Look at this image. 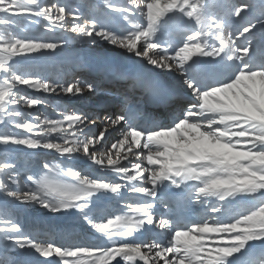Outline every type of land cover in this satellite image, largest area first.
<instances>
[{
  "label": "snow or ice",
  "instance_id": "snow-or-ice-1",
  "mask_svg": "<svg viewBox=\"0 0 264 264\" xmlns=\"http://www.w3.org/2000/svg\"><path fill=\"white\" fill-rule=\"evenodd\" d=\"M105 5L114 23L62 0H0V148L58 154L35 168L0 156V248L43 258L33 264H264V57L236 43L264 29V0L251 18L249 0H225L223 15L204 0ZM229 16L246 22L233 32ZM173 19L184 25L176 43L161 38ZM69 39L105 41L173 75L176 106L163 121L127 104L113 113L67 104L39 112L48 101L28 90L96 91L80 75L34 70ZM169 185L198 208L193 216L173 214L169 202L167 214L157 212ZM32 204L73 216L98 242L61 243L58 228L22 222L18 206Z\"/></svg>",
  "mask_w": 264,
  "mask_h": 264
},
{
  "label": "rangeland",
  "instance_id": "rangeland-1",
  "mask_svg": "<svg viewBox=\"0 0 264 264\" xmlns=\"http://www.w3.org/2000/svg\"><path fill=\"white\" fill-rule=\"evenodd\" d=\"M233 1V0H231ZM235 2L233 3H240L242 0H234ZM239 1V2H237ZM259 0H249L251 4L254 5L252 13L250 15H257L258 14V2ZM62 2L69 4L71 7L75 9H79L80 12L83 14V16H96L98 18L102 17H109V19H106L104 22L105 23H114L110 19L109 15V10L106 8L105 5V0H62ZM114 3L118 4H123L124 1L118 2V0H112ZM208 11L211 10L212 5L206 6ZM233 17L230 16L228 21L232 20ZM238 18H235L237 20ZM246 22V21H245ZM245 22H236L235 23H228L230 26V29L234 31L239 27L241 24H244ZM22 26L25 27H32L30 24H25V22L21 21ZM234 24V25H233ZM255 30V29H254ZM252 31L251 35H248L247 38L245 39V45L250 44L251 46V41L256 40L257 38L260 37L261 33L263 31L260 29L259 26H257L255 31ZM236 31V30H235ZM234 31V32H235ZM240 40L243 41V38L237 39V41ZM102 40H97L95 43L91 41H81V40H72L69 39V43L67 46L59 49L56 53L50 54L47 56L39 57L35 63L37 65L36 69L37 71L42 72L45 75L54 77V78H65V79H71L73 75H80L82 78L94 81L95 84L97 85L96 91L95 92H85L82 96L80 97H72V96H66L63 93L60 95L56 94H49V93H43V92H36L32 90H28V94L31 96L35 97H40L48 101L47 105H41L38 106V111L42 113H51L53 106L56 104H67L71 105L74 108H79L83 111H92L94 113H105L107 110L105 109L104 103L107 102L109 98H112V94H110L109 87H112V83H106V82H101V76L102 78L106 77L108 78L109 74L112 73H122L125 76H130L131 74L133 75L134 73H140V70H138L136 67L130 65L126 60H124L122 63L117 64L116 60L114 58V48L107 47V48H101V42ZM236 41V42H237ZM264 41V40H263ZM108 44L107 42H105ZM237 45H242V44H237ZM100 49V50H108L109 53L111 54L110 56H106L104 58H107L106 60H113L116 63L117 68L119 69L118 72L117 70H114L111 72L109 69H112L109 65L106 63H101L98 66H93V67H88V64H84V62L80 59H78L76 56H79L78 52L79 50L84 51L87 49ZM263 55V54H262ZM261 55V56H262ZM60 58H69L66 60H70V62H64L61 61ZM90 69V71L88 70ZM83 69V70H82ZM90 72V73H89ZM132 72V73H131ZM130 73V74H129ZM86 75V76H85ZM90 75V76H87ZM171 81H173V84H177L178 81L175 80L174 76L166 75ZM21 89H25L26 86H20ZM125 90V89H122ZM87 95V99H83L81 97H84ZM142 99H138L137 105L143 108V103L141 101ZM111 103V100L109 101ZM125 102H123L124 104ZM112 106H115L116 104H110ZM29 111H32V109H29ZM119 107L114 108V112H118ZM112 112V111H111ZM170 112V111H168ZM167 112V113H168ZM172 112V111H171ZM113 113V112H112ZM143 114V111L141 115ZM169 114L165 115L167 117ZM163 116L164 114L159 113L158 115L154 116V119L163 121ZM123 127V125L117 126L116 128L111 129V138H119L120 135V128ZM110 146V145H109ZM3 155H8L9 157H12L16 159L17 163L21 167H38L40 165V162L48 159L50 157H56L58 154L52 151H48L46 149H40V150H29V149H24L23 147H17V146H8L7 148H0V156ZM57 162H60V160H57ZM87 174V173H85ZM40 209V210H39ZM18 211L20 215V219L22 222L26 224H31L33 221L37 222L38 224H43L44 226H48V222L51 223V225L59 229L57 233H55V239H61L60 237L64 236L67 232L72 230V235L69 237V240H77V236L73 235V231L75 230H81L79 225L75 226L77 228H71L72 224L75 222L78 224L80 223L76 218L70 215H65V214H55V213H49L47 210L39 207V205H19L18 206ZM30 212H34L36 215H39L40 218H34L29 215ZM62 216V218L66 219L67 221H70L73 219V221L69 222L68 224L64 223L65 221L62 220L60 222L61 225L55 224V222H51L52 217L55 218V216ZM50 216V217H49ZM71 218V219H70ZM81 224V223H80ZM84 233L86 236H90V238H93L94 235H92V232L89 231L86 227ZM88 232V233H87ZM91 234V235H89ZM79 240V239H78ZM64 242V241H63ZM0 260L3 261H12V260H17L20 262V264H33L34 261L37 260H43V258L38 257L37 255H34L31 252H27L24 250H21L19 248L13 247V246H8L7 249L0 248Z\"/></svg>",
  "mask_w": 264,
  "mask_h": 264
},
{
  "label": "bare ground",
  "instance_id": "bare-ground-1",
  "mask_svg": "<svg viewBox=\"0 0 264 264\" xmlns=\"http://www.w3.org/2000/svg\"><path fill=\"white\" fill-rule=\"evenodd\" d=\"M122 1H125V0H122ZM213 0H211L212 2ZM118 2H120V0H118ZM204 2H210L208 0H204ZM225 3V0H218V2L216 3V7L215 8H220L222 10L225 11V9L222 7V5ZM214 11V10H213ZM217 13V11H216ZM217 15V14H216ZM249 17V16H248ZM247 17V18H248ZM245 20H242V19H237L233 22H230V23H235L236 22H245ZM234 25V24H233ZM242 25V24H241ZM183 23L179 20V19H173V20H170L168 21V23L165 25V33L164 35L161 37L163 40L165 41H171L173 43H176L178 42L179 40V32L177 34L176 32V29H179V31L181 32L182 29H183ZM263 40V39H262ZM259 41H261V38L255 40L253 42V47L254 49L251 50L250 52V55H253V57L255 59H258L260 57H264V50H259L260 48H257L256 47V44L259 43ZM240 43V42H239ZM241 43H244V40L241 41ZM101 44V48H107V47H111V48H114V58L116 60V63L117 64H120L122 63L124 60H126L130 65L136 67L138 70H140V73H134L133 75L131 74L132 77H135V75L139 76L141 79L144 80L146 86L148 89H151V87H153L156 83L160 82V77L161 75H164L166 76L167 74L165 73H162L160 72V70H152L150 68V66H147L146 63L144 61H142L141 59L137 58V57H133L131 56L130 54H126L124 53L121 49L119 48H116V47H113L111 44H106L105 41H101L100 42ZM264 45V43H262ZM256 47V48H255ZM264 49V48H263ZM259 50V51H258ZM76 53H79L80 55L79 56H76L78 59L82 60L84 62V64H88L89 66L88 67H93L94 65L95 66H98L99 64L101 63H106L107 65H109L112 69H109L111 72H113L114 70H117L116 72L119 71V69L117 68L116 66V63L113 61V60H106L107 58H104L106 56H110L111 54L109 53V51L106 49V50H100V49H97V50H94L93 48L92 49H87V50H84V51H81L79 50L78 52ZM262 55V56H261ZM66 59H69V58H60L61 61H64V62H70V60H66ZM83 70V69H82ZM132 73V72H131ZM130 74V73H129ZM170 75V74H168ZM86 76V75H85ZM87 76H90V75H87ZM170 76H173V75H170ZM153 80V83L151 84L150 82ZM176 85V83H175ZM134 86L135 85H131V87H133L130 91L132 92H135L136 90L134 89ZM147 91V90H146ZM83 99H87V95H85L84 97H81ZM123 98L126 99L128 98V92H125L123 93ZM134 103L131 101L130 105H133ZM121 107H119L120 109ZM133 109H138V111L140 112L139 108H137V106H134L132 107ZM169 111H172L171 109H169ZM158 111H153L151 112L152 115H154L155 113H157ZM171 113V112H170ZM144 117V116H143ZM149 118V117H148ZM99 150V149H98ZM50 151V150H48ZM125 163L127 164L128 162L125 161ZM169 188H172V190L176 191V189H174L171 185L168 186ZM165 189H163L158 198H157V212L158 213H163V214H167V209L163 210V209H160L159 206H161L160 204L162 203V199H165L166 202L168 200V198H164V194H165ZM182 200V199H181ZM183 202V205H185L186 209L187 210H195L197 211L194 207H193V204L194 203H189L187 200H182ZM40 210V209H39ZM43 210V208H42ZM173 214H174V210H173ZM53 220V219H52ZM66 220V219H65ZM67 221V220H66ZM53 223V221H51ZM56 224V223H55ZM79 225V224H78ZM54 226V225H53ZM78 227H81V225H79ZM73 228H77V227H73ZM79 229V228H77ZM86 229H82V230H75L73 231L74 233L73 234H78V236L82 235L85 237V239L83 241L85 242H98L96 241V237L93 236V238H90V236H86V234L84 233ZM88 233V232H87ZM72 234V230L70 232H67L63 237L62 239H57L58 241H60L61 243H63V241L65 240H68L69 239V236ZM91 235V234H89ZM93 235V233H92ZM61 238V237H60Z\"/></svg>",
  "mask_w": 264,
  "mask_h": 264
}]
</instances>
